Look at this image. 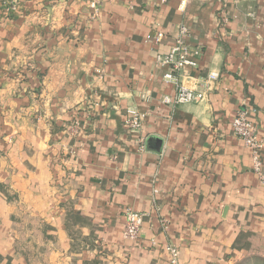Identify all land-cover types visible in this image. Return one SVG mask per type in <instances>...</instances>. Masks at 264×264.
Listing matches in <instances>:
<instances>
[{
    "label": "crops",
    "instance_id": "1",
    "mask_svg": "<svg viewBox=\"0 0 264 264\" xmlns=\"http://www.w3.org/2000/svg\"><path fill=\"white\" fill-rule=\"evenodd\" d=\"M11 1L0 0V264H172L170 248L177 264H222L263 246L264 182L231 123L248 111L264 140V0L183 12L178 0H96L94 19L93 0L8 12ZM183 26L202 52L185 84L220 78L205 102L172 107L156 56ZM131 109L145 115L138 130ZM261 160L264 171V149ZM128 212L145 215L137 241L124 237Z\"/></svg>",
    "mask_w": 264,
    "mask_h": 264
},
{
    "label": "built area",
    "instance_id": "2",
    "mask_svg": "<svg viewBox=\"0 0 264 264\" xmlns=\"http://www.w3.org/2000/svg\"><path fill=\"white\" fill-rule=\"evenodd\" d=\"M167 1L168 0H162V3H166ZM178 1L180 3L179 10L182 12L185 11L190 0ZM16 4L17 0L11 1L6 10L8 12L14 11ZM90 6L94 11L92 15V19H94L97 16L99 9L98 2L93 0ZM224 21L227 22V19L224 18ZM187 31V28L183 26L173 45L170 47V50L165 54H157L156 56L157 63L168 69L165 74L166 82L174 84L176 88V93L173 97L163 98V103L172 107L205 102L209 94L213 91L215 83L218 82L220 78L218 73L213 72L191 88L186 87L183 72L188 69L196 68L202 55L200 49L191 47L187 43ZM164 38L165 34L162 31H159L152 38V42L158 47L164 41ZM102 73V71L99 72V78L102 77ZM144 119V114L135 109L128 110L126 126L130 130H138L141 128ZM231 126L234 135L240 138L244 145L252 151L253 171L264 182L263 163L261 160V153L264 149V140L258 137L257 129L249 118V112L245 110L239 111L232 121ZM139 151L144 152V146L140 147ZM144 218L145 215L140 213L128 212L126 214L124 237L127 240L137 241L139 239ZM169 253L171 263L177 264L179 256L178 251L175 248H170Z\"/></svg>",
    "mask_w": 264,
    "mask_h": 264
},
{
    "label": "trees",
    "instance_id": "3",
    "mask_svg": "<svg viewBox=\"0 0 264 264\" xmlns=\"http://www.w3.org/2000/svg\"><path fill=\"white\" fill-rule=\"evenodd\" d=\"M243 257L244 255L236 251L234 255L229 256L225 263L222 264H264V257L262 256H252L241 260Z\"/></svg>",
    "mask_w": 264,
    "mask_h": 264
},
{
    "label": "rangeland",
    "instance_id": "4",
    "mask_svg": "<svg viewBox=\"0 0 264 264\" xmlns=\"http://www.w3.org/2000/svg\"><path fill=\"white\" fill-rule=\"evenodd\" d=\"M241 254L244 255V257L241 258V260L242 259H246L248 257H252V256H262V257H264V244H263V246H261V248L260 247L259 248L256 247L252 251H249L247 254H245V253L244 254L241 253Z\"/></svg>",
    "mask_w": 264,
    "mask_h": 264
},
{
    "label": "water",
    "instance_id": "5",
    "mask_svg": "<svg viewBox=\"0 0 264 264\" xmlns=\"http://www.w3.org/2000/svg\"><path fill=\"white\" fill-rule=\"evenodd\" d=\"M185 85H186V87H188V88H191V87H192V83H190V82H187Z\"/></svg>",
    "mask_w": 264,
    "mask_h": 264
}]
</instances>
